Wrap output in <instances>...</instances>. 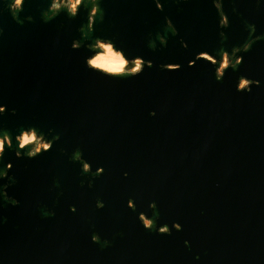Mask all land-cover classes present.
<instances>
[{"label": "water", "instance_id": "1", "mask_svg": "<svg viewBox=\"0 0 264 264\" xmlns=\"http://www.w3.org/2000/svg\"><path fill=\"white\" fill-rule=\"evenodd\" d=\"M9 3L0 0V103L16 111L0 114V129L35 125L59 139L34 158L6 153L15 177L7 191L19 203L0 200V264H264V0H222L226 28L211 0H161L162 9L154 0H98L102 19L87 40L107 37L152 60L122 78L83 63L87 41L78 28L87 23V0L76 16L61 9L47 21L48 0H24L16 19ZM249 23L260 39L221 80L208 61L187 64L196 51L242 43ZM165 62L181 66L164 70ZM241 74L260 84L236 91ZM75 148L103 173L82 172L70 159ZM137 211L181 229H145Z\"/></svg>", "mask_w": 264, "mask_h": 264}, {"label": "clouds", "instance_id": "2", "mask_svg": "<svg viewBox=\"0 0 264 264\" xmlns=\"http://www.w3.org/2000/svg\"><path fill=\"white\" fill-rule=\"evenodd\" d=\"M212 5L215 7L218 13L217 25L220 28H226L229 24L227 14L223 11L222 0H211ZM24 0H10L7 5L12 13L13 19L17 18V12L22 9ZM85 3V0H48L47 7L42 9L41 16L45 21L52 19L56 14L63 9L67 15L76 16L78 9ZM155 7L162 9L163 5L161 0H154ZM100 14V4L98 0H87V23L82 24L78 31L81 33V37H84L87 42L83 43L87 53L83 56L84 65L103 76L109 78H122V77H134L140 74L145 66L151 67L152 60L145 59L142 55H129L124 48L116 46L114 41L107 37L95 36L91 40H87V34L93 30L94 22ZM101 19H102V14ZM26 19L31 20V16H27ZM165 26L171 30L172 34H176L177 29L173 25L172 20L165 16ZM249 29V35L242 43L231 46L228 48H220L215 50V54L209 50H199L193 53V58L187 60L189 66L194 65L196 60L203 59L210 62L213 68V75L217 81L221 80L225 74L226 69H235L241 64L243 57L239 53L249 50L255 40L260 39V35H252L255 31V25L249 23L247 25ZM2 31V29H0ZM221 37H224V32L219 33ZM157 39L161 45L167 43L166 37L162 34H157ZM82 40L74 37L70 42L72 49H78L81 47ZM181 47H187V42L180 39ZM150 47H155V42L149 41ZM180 64L177 62H165L159 65L164 70H176L180 68ZM260 81L255 78H250L247 75L241 74L235 80L236 91H250L253 85H259ZM5 111L14 113L15 108H8L6 104L0 103V114ZM155 109L149 110V115H155ZM59 139V133H53V130L49 128L44 131L35 125H29L20 127L17 131L9 133L6 129H0V200L7 202L13 206L19 203V200L10 195L7 191L9 185L15 182V177L11 173L13 163L11 159L6 158V153L10 150L11 153L17 158L27 157L34 158L41 153L48 152L54 144V141ZM13 140L15 146H13ZM70 159L79 163V168L84 173H92L93 175H100L104 171L103 165H97L93 171L92 166L88 159H86L79 148L73 149ZM122 175L127 176V171L122 172ZM91 185V181H89ZM126 206L130 209H135L136 204L131 196L126 200ZM104 201L100 198L95 200V207L102 208ZM156 207V201L150 200L148 202V208L154 209ZM69 211H76L74 204H69ZM48 215H54L49 210ZM136 218L143 226V228L151 230L155 225V231L158 233H170L172 229L180 230L181 224L177 220H172L171 228L167 223H156L154 218L147 215L145 211H137ZM100 235L97 232L90 234V240L92 242H99ZM105 245L109 242L107 239L103 241ZM185 245L188 241H184Z\"/></svg>", "mask_w": 264, "mask_h": 264}, {"label": "flooded vegetation", "instance_id": "3", "mask_svg": "<svg viewBox=\"0 0 264 264\" xmlns=\"http://www.w3.org/2000/svg\"><path fill=\"white\" fill-rule=\"evenodd\" d=\"M90 181V180H89ZM89 181H88V185H89ZM85 183V177L84 176H82L81 177V184L83 185ZM61 192H58V194H60Z\"/></svg>", "mask_w": 264, "mask_h": 264}]
</instances>
